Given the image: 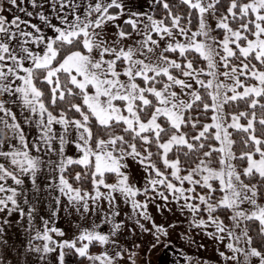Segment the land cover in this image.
Segmentation results:
<instances>
[{
  "label": "snow or ice",
  "instance_id": "1",
  "mask_svg": "<svg viewBox=\"0 0 264 264\" xmlns=\"http://www.w3.org/2000/svg\"><path fill=\"white\" fill-rule=\"evenodd\" d=\"M161 248L264 264V0H0V264Z\"/></svg>",
  "mask_w": 264,
  "mask_h": 264
},
{
  "label": "crops",
  "instance_id": "2",
  "mask_svg": "<svg viewBox=\"0 0 264 264\" xmlns=\"http://www.w3.org/2000/svg\"><path fill=\"white\" fill-rule=\"evenodd\" d=\"M140 0H132V6L135 7L139 4ZM152 212H153V215L154 216H157V219L158 221L160 222H163L165 220V217H167L169 214L168 213H165L164 216H159L155 209H152ZM61 227V226H60ZM187 225L185 224L182 228L178 229L177 231H183L184 228H186ZM173 239H174V243L177 245V246H183L184 247V250L193 257V259L195 260L196 258L198 257H194L193 254L197 253L198 255L200 254L199 257L201 258H209V257H212V254H214V248L212 246L213 249H211V247L209 248L207 246L206 249H200V250H197L196 246L193 245L191 247H188V245L184 242V241H181V240H177L175 238V235L173 236ZM197 241L199 243H206L204 240L206 239H202L200 236H197L196 237ZM207 244V243H206ZM194 247V248H193ZM194 249V250H193ZM196 250V251H195ZM93 251H98V248H95ZM202 253H206L204 256L202 255ZM156 255H158L159 257V260H157V262H161V264H172V261L173 260H178L179 258L177 256H174L170 251H166L164 250L163 248L160 249V251L156 252L155 253Z\"/></svg>",
  "mask_w": 264,
  "mask_h": 264
},
{
  "label": "rangeland",
  "instance_id": "3",
  "mask_svg": "<svg viewBox=\"0 0 264 264\" xmlns=\"http://www.w3.org/2000/svg\"><path fill=\"white\" fill-rule=\"evenodd\" d=\"M72 218L71 217H66V218H64L63 219V221L60 223V226L62 227V228H64V229H71L72 228V224H70L69 223V221L71 220ZM69 235H71V231H69V233H68ZM128 239H132V237H128ZM149 240L151 239L150 237L148 238ZM206 243H207V246L210 248L211 247V249H213L214 248V246H213V244L210 242V241H207V240H204ZM212 246H213V248H212ZM194 248V247H193ZM194 250V249H193ZM98 251H99V248H98ZM196 251V250H195ZM206 253H202V255L204 256ZM194 255V257H199L200 256V254L198 255L197 253H195V254H193ZM214 256V254H212V257ZM199 258H201V257H199ZM210 258V257H209ZM151 259H152V261H153V264H161V262L159 263V262H157V260H159V257H158V255H156V254H154V255H152L151 256Z\"/></svg>",
  "mask_w": 264,
  "mask_h": 264
},
{
  "label": "trees",
  "instance_id": "4",
  "mask_svg": "<svg viewBox=\"0 0 264 264\" xmlns=\"http://www.w3.org/2000/svg\"><path fill=\"white\" fill-rule=\"evenodd\" d=\"M94 250V249H93ZM69 264H77L76 260L75 259H72L69 261Z\"/></svg>",
  "mask_w": 264,
  "mask_h": 264
}]
</instances>
